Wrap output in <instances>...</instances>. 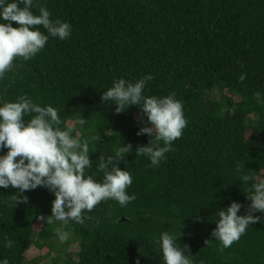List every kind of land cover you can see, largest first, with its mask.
<instances>
[{
    "label": "trees",
    "instance_id": "obj_1",
    "mask_svg": "<svg viewBox=\"0 0 264 264\" xmlns=\"http://www.w3.org/2000/svg\"><path fill=\"white\" fill-rule=\"evenodd\" d=\"M39 5L51 19L69 22L71 37H49L33 58H16L0 80V96L26 95L57 108L61 127L88 144L86 172L98 180L100 155L131 144L119 166L131 174L127 191L136 199L127 206L101 202L83 213V223L68 222L70 238L61 244V222L40 219L52 215L53 192L39 186L16 203L19 189L0 188V259L163 264L154 239L169 231L194 264H264V212L253 213L261 219L229 248L221 251L212 235L217 209L234 200L243 205L239 214L248 213L250 183L240 181L241 172L264 178V0H34L36 14ZM148 74L154 79L144 95L174 92L187 121L158 167L136 151L150 142L137 135L141 117L147 121L140 106L117 113L101 99L114 79ZM28 253L35 254L31 261Z\"/></svg>",
    "mask_w": 264,
    "mask_h": 264
},
{
    "label": "clouds",
    "instance_id": "obj_2",
    "mask_svg": "<svg viewBox=\"0 0 264 264\" xmlns=\"http://www.w3.org/2000/svg\"><path fill=\"white\" fill-rule=\"evenodd\" d=\"M33 5L34 0H0V80L11 71L16 58H33L45 48L49 37L60 40L71 37L69 22L51 19L50 11L43 5L38 6L36 14ZM13 22L18 26L14 27ZM152 79L151 74L135 81L123 77L114 79L101 99L115 104L117 113L125 112L132 105L140 106L147 121L141 117L144 126L137 135L147 134L150 142L136 151L147 156L151 166L158 167L165 154L172 150L174 141L182 136L187 121L183 105L174 92L162 97L144 95L146 84ZM240 79L243 81L245 76ZM62 123L58 109L52 105L34 103L26 95L15 101L0 96V152L7 148L6 153L0 154V188L19 189L16 203L20 193L39 186L53 192L52 215L40 219H46L47 223L61 222L55 229L61 244L70 238L65 229L68 222L83 223V213L91 212L96 205L112 200L127 206L136 199L135 194L127 191L133 182L131 174L119 166L120 160L132 151V145L120 143L114 154L100 155L97 171L103 173V178L98 180L86 172L92 167L88 144L78 135L73 136L70 126L62 128ZM239 179L250 183L245 192L251 204L245 215L239 214L243 205L234 200L226 209H217L212 235L220 241L221 251L239 240L248 225L261 219L253 213L264 212V178L241 172ZM177 241L178 237L169 231L154 239L163 264H194L187 246L181 248ZM5 246L12 247L13 241L7 240ZM0 264H8V260L0 259ZM136 264H140L139 258Z\"/></svg>",
    "mask_w": 264,
    "mask_h": 264
},
{
    "label": "rangeland",
    "instance_id": "obj_3",
    "mask_svg": "<svg viewBox=\"0 0 264 264\" xmlns=\"http://www.w3.org/2000/svg\"><path fill=\"white\" fill-rule=\"evenodd\" d=\"M71 249H73V250H77V249H78V244H74V245H72V246H71ZM31 254H32V253H30V254L28 253V255H27L28 261H31V260H32V258H33L32 255H35V254H32V255H31ZM40 262H41V264L46 263V261H43V260H41Z\"/></svg>",
    "mask_w": 264,
    "mask_h": 264
}]
</instances>
